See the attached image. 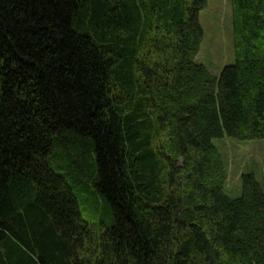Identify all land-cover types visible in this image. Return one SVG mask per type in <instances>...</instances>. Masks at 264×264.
<instances>
[{"label": "trees", "instance_id": "trees-1", "mask_svg": "<svg viewBox=\"0 0 264 264\" xmlns=\"http://www.w3.org/2000/svg\"><path fill=\"white\" fill-rule=\"evenodd\" d=\"M230 1L216 76L208 0H0V264H264L214 143L264 140V0Z\"/></svg>", "mask_w": 264, "mask_h": 264}, {"label": "rangeland", "instance_id": "rangeland-1", "mask_svg": "<svg viewBox=\"0 0 264 264\" xmlns=\"http://www.w3.org/2000/svg\"><path fill=\"white\" fill-rule=\"evenodd\" d=\"M204 30V38L197 61L218 76L222 69L234 63V34L232 25V5L230 0H208L207 7L199 14ZM223 155L229 172L228 194H241L243 173H254L264 188V140L238 141L232 138L214 140ZM181 163V161H179ZM92 187V182L89 183ZM99 210L88 208L86 217L102 215V201L98 198ZM85 210V209H83Z\"/></svg>", "mask_w": 264, "mask_h": 264}]
</instances>
